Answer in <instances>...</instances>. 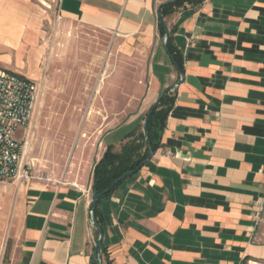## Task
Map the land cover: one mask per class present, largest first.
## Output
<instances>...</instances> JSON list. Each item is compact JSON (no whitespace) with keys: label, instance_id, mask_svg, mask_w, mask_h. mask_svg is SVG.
Here are the masks:
<instances>
[{"label":"crops","instance_id":"obj_1","mask_svg":"<svg viewBox=\"0 0 264 264\" xmlns=\"http://www.w3.org/2000/svg\"><path fill=\"white\" fill-rule=\"evenodd\" d=\"M53 1L0 0V67L38 83ZM169 1L57 0L61 18L150 53L143 107L103 133L95 164L143 129L181 78L159 28L157 10ZM164 20L184 79L169 92L154 156L97 203L102 264H264V0L187 3ZM92 184L93 171L87 183L29 184L8 264H97Z\"/></svg>","mask_w":264,"mask_h":264},{"label":"rangeland","instance_id":"obj_2","mask_svg":"<svg viewBox=\"0 0 264 264\" xmlns=\"http://www.w3.org/2000/svg\"><path fill=\"white\" fill-rule=\"evenodd\" d=\"M57 4L44 21L39 96L28 127L32 179L0 181V264L9 262L26 187L89 182L103 133L139 113L149 87V52L113 31L61 18Z\"/></svg>","mask_w":264,"mask_h":264},{"label":"built area","instance_id":"obj_3","mask_svg":"<svg viewBox=\"0 0 264 264\" xmlns=\"http://www.w3.org/2000/svg\"><path fill=\"white\" fill-rule=\"evenodd\" d=\"M38 96L37 82L0 67V181L26 183L32 179L27 160L30 149L28 127Z\"/></svg>","mask_w":264,"mask_h":264},{"label":"trees","instance_id":"obj_4","mask_svg":"<svg viewBox=\"0 0 264 264\" xmlns=\"http://www.w3.org/2000/svg\"><path fill=\"white\" fill-rule=\"evenodd\" d=\"M204 0H173L164 3L161 7L162 18L177 11L187 3L200 4ZM161 36H165L163 24L160 23ZM167 47L169 53L172 54L181 69H184L183 58L179 51L172 43V38L168 33ZM184 71V70H183ZM170 92V91H169ZM169 92L165 93L160 100L158 106L151 113L148 123V134L144 133V128L134 130L126 135L127 141L120 150H115L113 145H109L102 156V158L95 164L93 170V184L92 190L94 193L106 191L114 181L119 179L122 175L136 171L137 173L148 161L150 149L147 143V138L150 141L153 151L161 145L163 131L166 127V119L169 114L170 105L167 104ZM126 179H122L118 184L102 197H107ZM101 197V198H102ZM97 222L101 226V222L97 217V209L94 212ZM103 247H101V251Z\"/></svg>","mask_w":264,"mask_h":264},{"label":"water","instance_id":"obj_5","mask_svg":"<svg viewBox=\"0 0 264 264\" xmlns=\"http://www.w3.org/2000/svg\"><path fill=\"white\" fill-rule=\"evenodd\" d=\"M163 4H161L157 10V14H158V17L161 21V23L163 24V27H164V32H165V36L163 37L164 39V42H165V46H166V49L167 51L169 52V49L167 47V41H168V33H169V30H168V26L164 20V18H162L161 16V7H162ZM170 57L176 67V69L178 70L181 78L179 81H177L176 83H173L171 85H169L168 87H166L159 95V97L157 98L156 102L153 104V106L151 107L150 111L148 112L146 118H145V121H144V133L147 135L149 130H148V123H149V119H150V116H151V113L153 112V110L158 106V104L160 103V100L161 98L163 97V95L171 90H173L176 86H178L179 84H181L183 82V79H184V72L183 70L181 69V67L179 66V64L177 63V61L174 59V57L172 56V54H170ZM147 143H148V146H149V149H150V155H149V158L148 160H150L154 154H155V151H153L152 147H151V144H150V141L149 139L147 138ZM146 163V162H145ZM136 171H133V172H129V173H126L124 175H122L119 179H117L116 181H114L112 183V185L104 192H100V193H93L92 195V203H91V218H92V221L95 225V227L97 228V230L99 231V238H98V241H97V244H96V250H95V260L97 262V264H102V259H101V247L103 245V241H104V238H105V234H104V231H103V228L99 225V223L97 222V219L95 217V210H96V206H97V203L99 202V200L101 199V197L106 194L107 192H109L112 188H114L118 182L122 179H127L128 177L132 176L133 174H135Z\"/></svg>","mask_w":264,"mask_h":264}]
</instances>
